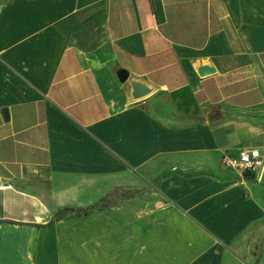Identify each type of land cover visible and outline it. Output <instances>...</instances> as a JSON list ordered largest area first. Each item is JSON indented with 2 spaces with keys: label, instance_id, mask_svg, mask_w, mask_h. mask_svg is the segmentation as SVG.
<instances>
[{
  "label": "crops",
  "instance_id": "obj_1",
  "mask_svg": "<svg viewBox=\"0 0 264 264\" xmlns=\"http://www.w3.org/2000/svg\"><path fill=\"white\" fill-rule=\"evenodd\" d=\"M244 148L264 0H0V264H264Z\"/></svg>",
  "mask_w": 264,
  "mask_h": 264
},
{
  "label": "built area",
  "instance_id": "obj_2",
  "mask_svg": "<svg viewBox=\"0 0 264 264\" xmlns=\"http://www.w3.org/2000/svg\"><path fill=\"white\" fill-rule=\"evenodd\" d=\"M220 163L223 168L246 178L248 175H259L263 171L264 156L256 148H244L236 155H223Z\"/></svg>",
  "mask_w": 264,
  "mask_h": 264
},
{
  "label": "water",
  "instance_id": "obj_3",
  "mask_svg": "<svg viewBox=\"0 0 264 264\" xmlns=\"http://www.w3.org/2000/svg\"><path fill=\"white\" fill-rule=\"evenodd\" d=\"M204 71H209V69L208 70L204 69ZM117 77L121 83H124L128 79L127 74L122 71L119 72ZM130 87H131V96L133 100H140L146 97L150 93V89L146 87L144 84L139 82H130Z\"/></svg>",
  "mask_w": 264,
  "mask_h": 264
},
{
  "label": "rangeland",
  "instance_id": "obj_4",
  "mask_svg": "<svg viewBox=\"0 0 264 264\" xmlns=\"http://www.w3.org/2000/svg\"><path fill=\"white\" fill-rule=\"evenodd\" d=\"M127 192H122V193H119V192H116L114 195H111V197H108L109 199H105L104 201H103V203L101 204V205H99V206H97V208L98 209H105V208H108L110 205L109 204H112V203H114L115 201V199H119V198H122V197H129V196H131L130 194H126Z\"/></svg>",
  "mask_w": 264,
  "mask_h": 264
},
{
  "label": "trees",
  "instance_id": "obj_5",
  "mask_svg": "<svg viewBox=\"0 0 264 264\" xmlns=\"http://www.w3.org/2000/svg\"><path fill=\"white\" fill-rule=\"evenodd\" d=\"M79 213H81V212H79V211L76 212V211H73L71 209H64V210L60 211L57 215H55L54 218L58 219V218H62L64 216H66L67 214H79ZM84 213H86V212H84Z\"/></svg>",
  "mask_w": 264,
  "mask_h": 264
}]
</instances>
